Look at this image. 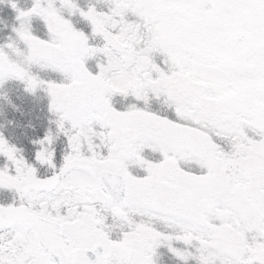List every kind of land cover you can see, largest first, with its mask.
<instances>
[{"label": "snow or ice", "instance_id": "snow-or-ice-1", "mask_svg": "<svg viewBox=\"0 0 264 264\" xmlns=\"http://www.w3.org/2000/svg\"><path fill=\"white\" fill-rule=\"evenodd\" d=\"M0 264H264V0H0Z\"/></svg>", "mask_w": 264, "mask_h": 264}]
</instances>
